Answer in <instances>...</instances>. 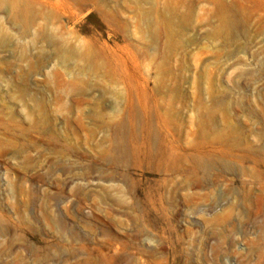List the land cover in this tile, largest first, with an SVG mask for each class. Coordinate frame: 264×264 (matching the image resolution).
I'll list each match as a JSON object with an SVG mask.
<instances>
[{
  "label": "rangeland",
  "instance_id": "374dc122",
  "mask_svg": "<svg viewBox=\"0 0 264 264\" xmlns=\"http://www.w3.org/2000/svg\"><path fill=\"white\" fill-rule=\"evenodd\" d=\"M0 264H264V0H0Z\"/></svg>",
  "mask_w": 264,
  "mask_h": 264
}]
</instances>
